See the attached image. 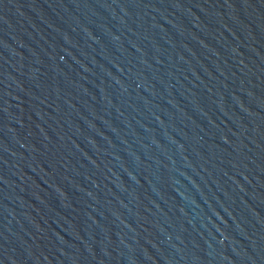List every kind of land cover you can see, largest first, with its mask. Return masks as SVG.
<instances>
[{
    "label": "water",
    "instance_id": "water-1",
    "mask_svg": "<svg viewBox=\"0 0 264 264\" xmlns=\"http://www.w3.org/2000/svg\"><path fill=\"white\" fill-rule=\"evenodd\" d=\"M0 264H264V0H0Z\"/></svg>",
    "mask_w": 264,
    "mask_h": 264
}]
</instances>
